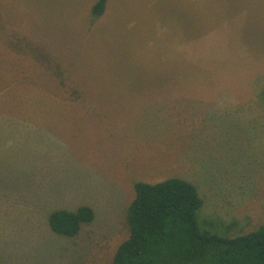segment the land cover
Wrapping results in <instances>:
<instances>
[{
    "label": "rangeland",
    "instance_id": "obj_1",
    "mask_svg": "<svg viewBox=\"0 0 264 264\" xmlns=\"http://www.w3.org/2000/svg\"><path fill=\"white\" fill-rule=\"evenodd\" d=\"M98 1L0 0V264H112L137 183L194 184L222 236L264 223V0Z\"/></svg>",
    "mask_w": 264,
    "mask_h": 264
},
{
    "label": "trees",
    "instance_id": "obj_2",
    "mask_svg": "<svg viewBox=\"0 0 264 264\" xmlns=\"http://www.w3.org/2000/svg\"><path fill=\"white\" fill-rule=\"evenodd\" d=\"M105 8L106 0H99L94 16H102ZM135 192L128 211L130 235L112 264H264V223L233 237L203 229L197 214L204 202L196 186L183 179L137 183ZM94 218L89 206L61 208L50 214L49 225L55 234L75 238Z\"/></svg>",
    "mask_w": 264,
    "mask_h": 264
}]
</instances>
